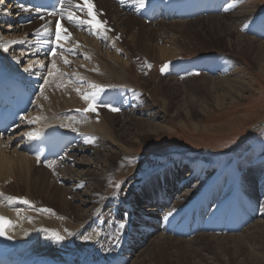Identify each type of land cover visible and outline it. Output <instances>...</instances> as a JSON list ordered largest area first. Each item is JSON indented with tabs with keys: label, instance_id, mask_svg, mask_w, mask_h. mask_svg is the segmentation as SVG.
Instances as JSON below:
<instances>
[{
	"label": "bare ground",
	"instance_id": "6f19581e",
	"mask_svg": "<svg viewBox=\"0 0 264 264\" xmlns=\"http://www.w3.org/2000/svg\"><path fill=\"white\" fill-rule=\"evenodd\" d=\"M76 1L83 3V0ZM91 2L94 4L93 12L96 13L99 10L97 19L107 21L106 28L109 29L106 33L107 38H102L105 35L103 32L100 36L91 34L86 27H80L81 31H75L74 26L68 25L67 21L63 20L62 23L70 29L72 37L68 42L62 41V43H65V48H75L74 55L78 58L72 59V53L64 52L63 56L57 53V56L50 61L47 56L40 53L35 54L34 50H29L30 33L37 31L41 25L49 28L50 20L20 25L18 16L23 15V13H20L19 10L25 8L15 6L6 0L0 3V43L17 41V43L10 44L7 52L0 47L1 70L5 69L25 84H33V81L43 82L45 75L41 72L43 68L39 67L40 63L46 65L48 60L50 68L51 62L55 60L58 69L55 71V75L49 78L51 80L50 85L45 86L44 95L48 97L47 99L41 96L40 86H38L37 100L28 116H42L47 119L34 125L23 122L14 136L0 139V193L3 194L0 196V216L8 218L12 222V226H5L6 235L4 237L9 239L7 237L10 236V241L21 244L20 248L0 257V264H264V176L255 177L256 171H252L249 173L251 174L250 177L245 179L246 182L243 181L242 183L248 187L250 192H256V190L260 192L255 202V205L259 206L256 208L252 206L249 211H244L249 226L236 234L224 235L201 232L194 237H181L165 233V225L167 226L171 222L174 214L180 209L191 208L195 204H200V207H204L206 211L215 210L216 212L223 208L228 210L226 204H231V207L234 206V203H229L227 197L230 190L222 189L219 185L214 188V180L208 179L210 166L205 161H192L185 164L181 158L176 157L175 164L144 183L142 191L139 192L144 198H139L135 194L133 202L128 204L130 206H126L127 210L112 207L111 202L105 204L101 200L107 179L120 166L118 162H113V160H120L122 157L136 154L135 149L130 148L128 143L143 142L162 132L169 134L175 130L165 124H149L142 118L131 117L122 120L110 114L100 115L99 111L97 119V113L79 112L77 114L76 110L73 113L72 110L79 107L85 108L87 104L81 99V95L75 91V88L79 86L68 83L70 74L65 77L60 76V72L71 73V66L68 65L72 63L75 68H78L77 74L80 77L86 78V80L87 77L90 79L89 84L96 82V79L103 78L102 76L107 71H109L107 72L108 76L105 77L107 81L123 80L122 73L131 67L132 60L124 51L123 45L115 38L119 36V39L122 40V36L118 33L120 31L130 32L134 22L144 24L141 25L139 33L130 38L135 44L136 37L145 33L148 36L157 35L166 43L165 46L170 44V47L176 48V46L183 44L179 40L181 37H184L183 42L186 43L188 40L191 42L190 40L195 41L196 37L192 36L194 33L199 32L200 34H197L202 37L209 31L212 36L209 34L205 40L213 37L223 41V44L229 48L226 49L227 51H236L235 53L247 59L253 57L252 62H255L257 68L263 71L264 40L241 33L240 28L246 22L245 12L240 11L241 13L238 15H231L232 25L226 21V17L230 14L214 13L205 15V17L199 16L200 18L192 17L197 9L192 4L193 0H171L172 3L166 6L162 20L167 21L180 17L189 19L183 22L179 20L181 22L176 27H167L170 28V31L163 30L164 27L161 26L154 28V25L158 23L150 22L156 20L157 15L162 14L156 6V0H145L143 8L136 5L133 0H124L123 3L120 0H91ZM210 11L211 3H208L204 12L208 14ZM7 13L10 14L5 17ZM78 14L83 15L80 12ZM252 14L247 13L245 15L249 17ZM146 23L151 25L145 28ZM187 32L192 33V35L187 36ZM114 33L117 34L111 36ZM185 39L187 40L184 41ZM142 44L150 47L149 44L143 42ZM111 50L114 52L113 55L117 64L110 62L115 60H107L112 53ZM168 51L169 49L166 48V52L161 53L157 58L163 61L164 59L167 60ZM209 52L212 53V49L197 53L209 54ZM178 53L181 52H176L172 58H179ZM122 54H125V60L122 59ZM64 59H68L70 63L65 65ZM202 62H206V67L215 68L214 58ZM202 62L198 63L197 66L203 64ZM33 63L35 66L30 71H26L25 69ZM95 68L101 72L98 73ZM172 70L173 67L169 71L167 70L168 72L166 71L165 74L171 75ZM75 77L79 78L78 76ZM227 78L230 77L221 80L209 79L212 83V90L214 88L220 89L221 92L224 91L228 94L227 97L218 96L215 103L218 109L224 108V98L234 102L241 97L242 92H246L248 88L253 86L252 83ZM160 81L158 85L167 91L172 101L170 104L171 102L168 100H161L162 109L173 112L178 120L182 109H187L190 106V100H194V98L200 101L204 100V98L185 91L174 80ZM60 84L63 86L58 87ZM84 84L80 86L81 91H89ZM180 99H185L184 101L188 102L187 105L182 104L183 101ZM61 115H68L71 118L83 117L80 118L79 124H75L73 119H68L73 123L70 124ZM158 116L164 118V115ZM243 117L240 116L238 119ZM61 124L68 125V127H61ZM178 124L180 126L186 125L183 120H180ZM263 125L264 123H260L259 126ZM257 126L254 128H258ZM52 127L62 131H72V128H76V131H72L76 133L73 139L78 134L82 136V139L85 135L95 137L94 143L84 142L83 145L74 146V144L67 150L65 148L62 154L63 159L57 158L60 162L56 164L58 165L56 170L58 178L70 181L73 186H77L81 182L84 185L88 183L87 187L83 188L86 190L81 193V198L80 195L76 194V199H79L80 204H72L63 195L60 199L59 195H55L57 191L54 188H51V191L50 186L42 184L45 180L54 177L52 176L53 169L45 168L42 162L38 163L36 160L37 155H40L36 148L39 137L28 140L23 136L29 131L42 129L45 132ZM198 128L196 124L194 130L198 131ZM132 129H135L136 134L130 133ZM213 129L219 133H226L234 131L235 127L231 126V123H227L226 126L213 125ZM203 131L210 132L211 130L205 127ZM86 153H89L92 158L84 156ZM79 155H83V158L79 159ZM75 165H86L87 170L77 172L76 176H72L69 173ZM112 165L114 168L111 169ZM187 169H190L189 173L186 172ZM253 179L257 180V183ZM192 181L196 182L193 188L181 195L179 189L186 187ZM220 183L223 184L224 181L220 180ZM260 195L263 199L260 198ZM10 196L27 199L30 204H24L20 200L9 201L7 197ZM40 196H43L42 202L38 200ZM209 197L213 199V202L209 200ZM142 201H145V206L149 207L147 211L151 207L152 211L155 210V212L143 214L131 205V203ZM150 202H154V205H148ZM167 202H169L168 207ZM43 209H51V212L42 211ZM169 212L172 215L165 219ZM188 214L182 213L183 216H188ZM121 216L124 217V220H120ZM114 220L125 224L124 229L119 234V239L121 234L126 235L128 222L134 225L132 232L128 233L123 242L115 240V231L111 226ZM183 220L186 222L187 219ZM194 220L197 221L198 219L195 218ZM237 220L241 223L243 221V219ZM159 223L160 225L164 224V226H160ZM53 232L59 233L64 239L56 241L52 235ZM86 235L91 236L92 239L84 240L83 237ZM153 236L155 237L151 239ZM146 242L147 245L143 246ZM203 250H205V254ZM231 255L232 257H230Z\"/></svg>",
	"mask_w": 264,
	"mask_h": 264
},
{
	"label": "rangeland",
	"instance_id": "374dc122",
	"mask_svg": "<svg viewBox=\"0 0 264 264\" xmlns=\"http://www.w3.org/2000/svg\"><path fill=\"white\" fill-rule=\"evenodd\" d=\"M240 11L245 12V14L253 13L249 17L244 14V17H246V22L240 28L241 33L252 37H257L259 40H264V25L260 24L258 26V34H260L262 38L258 37L254 33L249 32V30H251L257 23H259L261 20H264V0H236L232 5L226 8L222 14L224 12V15L230 14L226 17V21L231 24V15H238V13H241ZM9 14L10 13H7L5 17H7ZM179 20L183 22L189 19H182V17H180L179 19L172 18L171 20L167 21L160 19L158 21L154 20L152 22L158 23L154 25V28L161 26L164 27L163 30L170 31V28L167 27H176L179 22H181ZM146 24L147 25L145 28H148V26L151 25L150 23ZM141 25L144 24L134 22L130 32L120 31V33H118L122 36V40L115 38L123 45V48H125L124 51L129 55V59L132 60L131 67H128V69L124 70L125 72L122 73L124 79L121 81L120 79H114L109 82L105 79V77L108 76L107 72L109 71H107L106 74L102 76L103 78L98 80L96 79V82H93L105 86L106 91L103 93V97L101 99L104 101H110L109 98L114 100L117 103H114L113 105L118 107L120 111L111 112L107 108L100 106L98 107V113L100 111L99 114L103 116L109 114L114 115L118 119L122 120H127L131 117L142 118L149 124H165L168 125V127H173L175 131L169 134L162 132L161 134L154 136L152 139H147L143 142L134 144L128 143V146H131L130 148L135 149L136 154L122 157L120 160H113V162H118L120 166L115 171H113L112 174H110L111 177L107 179L106 188L103 190V199L101 201H103L105 204L111 202L112 207L126 209V206H130L128 205L130 203L127 202H133L132 200L135 194L136 196H139V198H144L141 197L139 192L142 191L144 183L148 181L149 178L171 167L176 163V157H179L185 162V164L192 161H205L209 164L210 170L208 172V179L214 180V188L219 185V187L222 189L226 188L230 190V192L227 193V197L230 201L229 203H234V206L231 207V204H226L228 210L239 208L244 212L249 211L252 206L254 208L258 207L259 205H255V202L259 197L260 192L258 190H256V192H250L248 187L242 185V183L243 181L246 182L245 179L250 177L251 174L249 173L252 171H256L254 174L255 177L264 176V125L259 126L260 123H264V71L258 69L254 64L255 62H252L254 60L253 57H249V59H247L240 54L235 53V50V52L227 51L226 49L229 48L223 44V41L216 40L213 37L206 38L205 40V37L209 34V36H212L209 31L202 35V37L199 36V32H197L199 34L194 33L193 35L192 33L187 32V36L190 34L196 37L195 41L190 40L191 42H189L188 40L187 42V39H185V43L183 42L184 37H181L179 40L180 43L183 44L176 46V48L170 47V44L165 46L164 44L166 43L162 41L157 35L148 36L145 33L136 37L135 44L132 40H130V38L132 35L139 33ZM116 34L117 33H114L113 35L111 34V36ZM142 42L149 44L150 47L147 45L144 46ZM166 48L169 49V54L167 56L170 59L165 57L167 60H159L157 57L161 53L164 54V52H166ZM211 49L213 52H209V54L197 53L201 51H209ZM111 51L112 53L110 57L107 58L109 61L116 59L113 55V50ZM176 52H181L177 54L180 55L178 56L179 58H172ZM118 53L120 54L121 52ZM122 56V59L125 60V54H122ZM74 57L77 56L72 53L71 58L74 59ZM200 57L202 58L201 61ZM212 58L217 60V64L214 61V67L218 65L214 71V68H210V70L204 69L200 71H192V73L189 75L180 77H176L174 74L167 75L165 74L166 72L160 71L162 65L168 62L177 64L183 63L184 65H187L188 63L199 59L197 63H193L194 65L196 64L195 66H197L198 63L204 60L210 61ZM173 59L175 60L173 61ZM110 62L117 64L116 60ZM149 65H151V67H149ZM68 66H71V73H68L70 74L68 77L73 80L78 79L72 75L73 73L77 74L78 68H75L72 63H70ZM172 67L173 66L170 68L168 67L167 70L169 71ZM95 70L98 71V73L101 72L96 68ZM78 77L80 76L78 75ZM225 77H230L227 78L229 80H241L252 83L253 86L248 88L246 92H242L241 97L234 100V102H231L232 100L230 99L224 98V108L218 109L215 104L216 99L218 96L227 97L228 94L224 91L221 92L220 89L214 88L212 90V83L209 81V79L214 78L221 80ZM189 78L191 79L189 80ZM84 79V86H86V88L91 91L92 89L89 87L90 79L88 77L87 80L86 78ZM160 80H174L181 87H183L185 91L191 93L194 96L204 98V100L200 101L196 98H194V100H188L190 102V106L187 109H182L181 115L179 116L180 118L178 120V118H176L177 116H174L173 112H168V110L162 109L161 100H168L171 102L170 104H172V101L170 100L167 91L158 85ZM152 84L154 85L152 86ZM74 85L79 87L81 86L78 84ZM180 100L183 101L182 104L187 105L186 103L188 102L184 101L185 99ZM76 109H83V107ZM76 109L72 110V112L74 113ZM79 112L81 111H77V114H79ZM158 115H164V118L159 117ZM240 116L244 117L238 119ZM81 117L83 116L76 118L69 117V119H73L72 121L75 124H79V122H81ZM180 120H183L186 125L180 126L178 124ZM227 123H231V126L235 127V130L226 133H219L217 130H212L213 125L226 126ZM196 124L199 127L197 130H201L200 132L194 130ZM256 125H258V128H254ZM205 127L211 131H203ZM130 133L136 134L135 129L130 130ZM121 140L124 141L123 139ZM83 144L84 139L80 140L77 145ZM82 156L83 155H79V159H82ZM84 156L92 158L89 153L84 154ZM44 167L49 169V167L46 165ZM164 167L166 168L159 171ZM57 168L58 165H55V171H53L52 174L54 177L50 178L49 180H45L42 184L50 186V189L54 188L57 193H52L56 196L59 195L60 199L63 195L66 200L71 201L72 204H80L79 199H76V194L80 195L81 198V193L86 190L83 188L87 187L88 183H85V186L82 189H79V187L73 186L70 181L63 180V178H58V175L56 174ZM112 168H114L113 165L111 169ZM86 170V165H75L72 167V171L69 174L76 176L77 172H85ZM189 170L190 169H187L186 172L189 173ZM157 171L159 172L154 174ZM220 180H223L224 183L221 184ZM253 180L257 183V180ZM116 183L120 184L119 189L114 187ZM195 184L196 182L192 181L186 187L179 189V192L181 190V195H183L185 192H187V190L193 188ZM114 193L116 194L114 195ZM260 198L263 199L261 195ZM38 200L42 202L43 196L38 197ZM209 200L213 202V199L210 197ZM58 202H60V200H58ZM145 204V201L140 203H131V205L136 207L140 213L150 214L155 212V210L152 211L151 207L147 211V208L149 207H146ZM148 205H154V202H150ZM166 205L168 207L169 202H167ZM141 206H143V208H140ZM192 208L193 207H191V209ZM120 220H124V217L121 216ZM114 221L111 226L114 228L113 231H115L114 233L116 234V226L114 225H118L120 222L116 220ZM123 236L124 234L120 235V242L122 241L121 239L124 238ZM154 237L155 236H153L151 239ZM146 245L147 242L143 246ZM204 251L205 250H203V253L205 254L206 252ZM230 257H232V255Z\"/></svg>",
	"mask_w": 264,
	"mask_h": 264
},
{
	"label": "snow or ice",
	"instance_id": "6c2138e0",
	"mask_svg": "<svg viewBox=\"0 0 264 264\" xmlns=\"http://www.w3.org/2000/svg\"><path fill=\"white\" fill-rule=\"evenodd\" d=\"M3 0H0V3H2ZM121 3L124 2V0H120ZM133 2L138 5L140 8H143L145 6V0H133ZM94 4L91 2V0H83V3H74V0H54V3L51 5V11L47 12V15L49 17H52L55 21V30L50 31L47 26H44V31L41 32L39 29H37L36 35L38 36H48L49 39L45 40V43H48L50 45H54L49 49L50 54L55 57L57 55V51L60 50V55L63 56L64 52H69L75 54L76 49L69 47L65 48V43L70 40V37L72 36V33L69 31L67 27L64 26L62 23L63 20H66L69 24H74L79 27H86L91 34L100 36L101 33H105V35L102 37L104 39L107 38L106 33L109 31V29L106 28L107 21H102L100 19H97V15L99 14V10H97L96 13L93 12ZM24 11H28V9H23ZM35 11L39 14L40 13V8H36ZM80 12L83 15H77L76 13ZM39 18L41 20H44L45 17L44 15H39ZM52 23V21H49V24ZM120 37L117 36L116 39H119ZM17 43V41L13 40L10 42H3L0 43V47H2L3 51L7 52L9 51L10 44ZM78 43V42H77ZM119 51V49H117ZM87 58V57H86ZM64 64L68 65L70 61L68 59H64ZM169 63H165L162 65L160 71L161 72H166ZM35 66V63L30 64L25 70L30 71L32 67ZM40 68H46L47 66L44 65L43 63L39 64ZM151 67V65H149ZM55 71H58L57 69V64L56 61L53 60L51 62V67L47 69V75L43 77V84L40 86V94L41 96L44 97V99H47L48 97L44 95L45 93V86L50 85L51 80L49 79L50 77H53L55 75ZM73 76H78V74L73 73ZM61 77L68 76V73L65 72H60ZM85 82V79L83 77H79L76 80L69 79L68 83L72 84H78V85H83ZM63 84L58 85V87H62ZM91 91H84L81 92V87H76L75 91L81 95V99H83L87 107L83 109H76V111H81L82 113H97V119H98V107L103 106L107 108L111 112H119L120 109L118 107H115L111 101H104L101 99L102 94L106 91L105 86L96 84V83H91L89 84ZM46 117L42 116H36V117H28L27 115L22 116L21 120L29 125H34L37 122L41 120H46ZM61 127H68V125L61 124ZM76 128H72V131H76ZM44 135V132L42 129H37L33 131H29L23 134L28 140H34L37 137H40ZM83 135V134H82ZM2 139V137H0ZM95 137L92 136H84V142L85 143H94ZM63 159V157H61ZM37 162H41V156L37 155L36 157ZM57 164V161L53 160L50 161L46 164L47 167L53 169L55 171V165ZM85 185L81 182L80 184L77 185L79 188H83ZM116 189L120 188V184L116 183L114 185ZM116 193H114L115 195ZM3 194L0 193V196ZM9 201H17L20 200L24 204H30V202L27 199H21L15 196H10L7 197ZM42 211H47L51 212V209H43ZM172 213L169 212L167 216H165V219L168 218V216H171ZM12 226V222L4 217L0 216V236H5L6 235V228L5 226ZM125 224L123 222H120L116 226V234H115V240L118 242L119 241V234L120 232L124 229ZM53 237L55 238L56 241H62L64 237L60 235L59 233L53 232L52 233ZM7 238L11 239L10 236ZM84 240H90L92 239L91 236H84Z\"/></svg>",
	"mask_w": 264,
	"mask_h": 264
}]
</instances>
